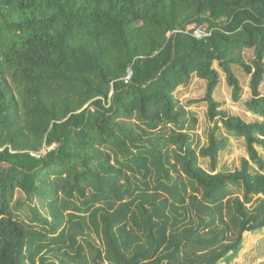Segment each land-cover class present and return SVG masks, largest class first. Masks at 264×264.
<instances>
[{"label": "trees", "instance_id": "trees-1", "mask_svg": "<svg viewBox=\"0 0 264 264\" xmlns=\"http://www.w3.org/2000/svg\"><path fill=\"white\" fill-rule=\"evenodd\" d=\"M214 63L233 102L250 75L254 121L220 110ZM193 77L238 169L216 125L194 142ZM263 82L264 0H0V264H231L264 229Z\"/></svg>", "mask_w": 264, "mask_h": 264}, {"label": "rangeland", "instance_id": "rangeland-1", "mask_svg": "<svg viewBox=\"0 0 264 264\" xmlns=\"http://www.w3.org/2000/svg\"><path fill=\"white\" fill-rule=\"evenodd\" d=\"M253 58L252 51L243 53L245 63L251 64ZM213 68L219 73L220 83L213 94V98L220 104V110L226 111L229 115L238 116L246 122L254 121L255 117L248 113L245 108V102L252 96L249 87L250 75H246L240 67H232L233 74L242 88L240 100L233 102L231 88L227 85L224 74L217 63L213 64ZM205 92L206 82L193 77L187 87L177 89L175 97L185 110L196 119V125L191 135L195 144H198L199 147L206 145L210 131L215 125L218 127L217 134L226 138V148L218 157L216 172H230L239 168L241 159H248L245 145L242 138L230 135L224 130L219 122V117H215L213 120L210 119L208 105L202 100ZM260 92L264 94V82L260 86ZM198 162L204 170H209L208 161L199 159ZM91 237L98 245L94 232H91ZM231 264H264V229L257 233H246L243 235L242 250L237 259Z\"/></svg>", "mask_w": 264, "mask_h": 264}, {"label": "built area", "instance_id": "built-area-1", "mask_svg": "<svg viewBox=\"0 0 264 264\" xmlns=\"http://www.w3.org/2000/svg\"><path fill=\"white\" fill-rule=\"evenodd\" d=\"M211 29H209L206 26L200 25V26H192V27H187L186 32H190L191 36L194 37L197 40H202L210 36L211 34ZM177 31L174 32L176 34ZM131 71L128 70V73L126 77L124 78V82L127 83L131 79Z\"/></svg>", "mask_w": 264, "mask_h": 264}]
</instances>
